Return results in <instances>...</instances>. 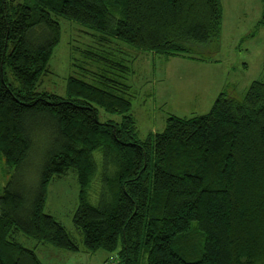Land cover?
I'll use <instances>...</instances> for the list:
<instances>
[{"label": "trees", "instance_id": "trees-1", "mask_svg": "<svg viewBox=\"0 0 264 264\" xmlns=\"http://www.w3.org/2000/svg\"><path fill=\"white\" fill-rule=\"evenodd\" d=\"M60 20L137 53L201 60L220 43L223 9L221 0H0V264H42L20 234L81 250L45 213L51 182L69 172L80 187L73 225L87 252L113 256L106 264H264V79L141 141L130 85L71 77L64 97L40 91ZM97 107L122 121L101 123ZM35 157L37 184L23 183Z\"/></svg>", "mask_w": 264, "mask_h": 264}, {"label": "rangeland", "instance_id": "rangeland-1", "mask_svg": "<svg viewBox=\"0 0 264 264\" xmlns=\"http://www.w3.org/2000/svg\"><path fill=\"white\" fill-rule=\"evenodd\" d=\"M221 4L220 43L216 49L204 48L201 60L137 53L115 38L103 43L96 32L60 20L61 41L52 54L40 91L64 97L71 77L100 88H105L106 80L130 85L131 114L141 141L162 133L171 116L190 119L207 114L221 93L241 98L254 81L264 79V25L259 24L263 7L260 0H221ZM115 63L127 70L114 67ZM8 78L17 84L10 73ZM97 110L101 123L122 121L121 115L108 114L100 107ZM34 160V164L31 161L23 169V183L37 184L41 158ZM96 160L101 168L100 152L96 153ZM13 173L11 170L9 174ZM99 187L100 184L95 185L91 190L93 204L97 203ZM79 192L77 176L69 172L51 182L45 206V213L60 222L80 245L78 253L18 235L17 240L25 248L33 249L42 264H106L113 257L102 250L89 253L84 249L82 237L73 225Z\"/></svg>", "mask_w": 264, "mask_h": 264}]
</instances>
